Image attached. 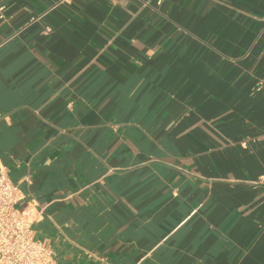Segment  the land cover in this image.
Here are the masks:
<instances>
[{
    "label": "crops",
    "instance_id": "0c3cea01",
    "mask_svg": "<svg viewBox=\"0 0 264 264\" xmlns=\"http://www.w3.org/2000/svg\"><path fill=\"white\" fill-rule=\"evenodd\" d=\"M0 5V171L54 264H264V0Z\"/></svg>",
    "mask_w": 264,
    "mask_h": 264
},
{
    "label": "built area",
    "instance_id": "2783aa9c",
    "mask_svg": "<svg viewBox=\"0 0 264 264\" xmlns=\"http://www.w3.org/2000/svg\"><path fill=\"white\" fill-rule=\"evenodd\" d=\"M3 8L0 5V17ZM50 31L49 26H44L43 33ZM251 185L264 186V173L251 181ZM19 199L18 185L0 171V264H54L53 249L34 237L32 223L36 214L29 206L16 208Z\"/></svg>",
    "mask_w": 264,
    "mask_h": 264
},
{
    "label": "rangeland",
    "instance_id": "374dc122",
    "mask_svg": "<svg viewBox=\"0 0 264 264\" xmlns=\"http://www.w3.org/2000/svg\"><path fill=\"white\" fill-rule=\"evenodd\" d=\"M16 208H18L17 206H15ZM18 209H20V208H18Z\"/></svg>",
    "mask_w": 264,
    "mask_h": 264
}]
</instances>
